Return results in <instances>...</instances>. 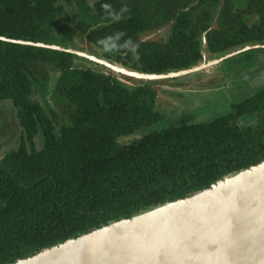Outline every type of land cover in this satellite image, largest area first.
Returning <instances> with one entry per match:
<instances>
[{
	"label": "trees",
	"instance_id": "trees-1",
	"mask_svg": "<svg viewBox=\"0 0 264 264\" xmlns=\"http://www.w3.org/2000/svg\"><path fill=\"white\" fill-rule=\"evenodd\" d=\"M105 3L127 11L114 21ZM117 32L138 44V58L104 50ZM203 32L207 58L264 43V0H0V36L85 47L141 72L196 64ZM169 79L117 76L65 51L0 40V100L19 126L15 144L0 145V264L264 159V85L208 119L168 121Z\"/></svg>",
	"mask_w": 264,
	"mask_h": 264
},
{
	"label": "water",
	"instance_id": "water-1",
	"mask_svg": "<svg viewBox=\"0 0 264 264\" xmlns=\"http://www.w3.org/2000/svg\"><path fill=\"white\" fill-rule=\"evenodd\" d=\"M164 73L129 69L77 49L0 36V40L65 51L137 79H165L193 73L264 43L246 44ZM9 264H264V159L228 172L209 187L110 220L74 238Z\"/></svg>",
	"mask_w": 264,
	"mask_h": 264
},
{
	"label": "rangeland",
	"instance_id": "rangeland-1",
	"mask_svg": "<svg viewBox=\"0 0 264 264\" xmlns=\"http://www.w3.org/2000/svg\"><path fill=\"white\" fill-rule=\"evenodd\" d=\"M80 13L83 17L89 16L83 7ZM263 57L264 51H258L256 55L245 52L207 69L170 78L172 85L161 86L166 89L162 95L161 111L168 121H174L182 114L203 120L212 114L222 113L218 111H223L232 101L240 100L263 86ZM18 133L19 126L12 103L6 99L0 100V145L12 147Z\"/></svg>",
	"mask_w": 264,
	"mask_h": 264
},
{
	"label": "clouds",
	"instance_id": "clouds-1",
	"mask_svg": "<svg viewBox=\"0 0 264 264\" xmlns=\"http://www.w3.org/2000/svg\"><path fill=\"white\" fill-rule=\"evenodd\" d=\"M102 7L113 16L114 21H119L122 18V13L127 11L126 6H122L118 13H114L111 9L110 4H103ZM121 33H113L100 41V44L105 51L111 52L118 49L125 50L126 54H131L133 58H138L137 48L138 44L133 41L131 38L125 39L122 43Z\"/></svg>",
	"mask_w": 264,
	"mask_h": 264
},
{
	"label": "flooded vegetation",
	"instance_id": "flooded-vegetation-1",
	"mask_svg": "<svg viewBox=\"0 0 264 264\" xmlns=\"http://www.w3.org/2000/svg\"><path fill=\"white\" fill-rule=\"evenodd\" d=\"M85 48V47H84ZM86 49V48H85ZM258 49H264V48H258ZM240 54V53H239ZM230 58V57H229ZM109 70V69H108ZM110 71V70H109ZM112 72V71H111ZM113 74H115V75H120V74H117V73H115V72H112ZM210 78V77H209ZM264 85V84H263ZM246 96V95H245Z\"/></svg>",
	"mask_w": 264,
	"mask_h": 264
}]
</instances>
